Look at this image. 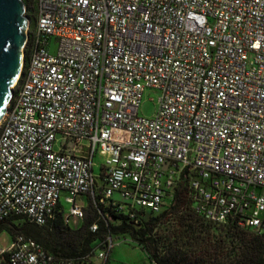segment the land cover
Segmentation results:
<instances>
[{
  "label": "built area",
  "instance_id": "1",
  "mask_svg": "<svg viewBox=\"0 0 264 264\" xmlns=\"http://www.w3.org/2000/svg\"><path fill=\"white\" fill-rule=\"evenodd\" d=\"M23 63L0 123V221L44 226L63 193L82 220L79 195L160 214L187 179L206 221L264 235V0H37ZM5 254L81 264L23 235Z\"/></svg>",
  "mask_w": 264,
  "mask_h": 264
},
{
  "label": "trees",
  "instance_id": "2",
  "mask_svg": "<svg viewBox=\"0 0 264 264\" xmlns=\"http://www.w3.org/2000/svg\"><path fill=\"white\" fill-rule=\"evenodd\" d=\"M23 1L33 20L37 0ZM93 224L98 226L95 232ZM4 229L14 239L23 235L35 240L57 260L74 259L81 264H94L96 243L105 249L108 238L127 235L146 253L149 264H264V235L234 223L206 221L194 210L187 179L176 186L173 199L160 214L136 211L131 218L129 210L113 205L97 208L91 201L85 208L83 226L77 230L69 227L60 206L44 226L12 217L0 221V232ZM0 264H9L7 254Z\"/></svg>",
  "mask_w": 264,
  "mask_h": 264
},
{
  "label": "rangeland",
  "instance_id": "3",
  "mask_svg": "<svg viewBox=\"0 0 264 264\" xmlns=\"http://www.w3.org/2000/svg\"><path fill=\"white\" fill-rule=\"evenodd\" d=\"M34 22V19L32 20ZM56 47L53 45V51L55 52ZM160 92L153 88H147L143 95V101L140 108V115L146 117H153L157 108ZM58 148V147H57ZM104 157L97 153L94 159V175L100 177L102 173V165L104 164ZM67 195L63 193L61 198L62 206L64 207V217L69 218V227L73 230L80 229L83 226V220L71 215L73 207L72 202L67 201ZM114 200L128 204L129 201L125 199L122 194L115 193ZM76 204L80 208H88L91 204V200L87 195H79L76 199ZM19 224V222H17ZM20 226V224H19ZM14 241L13 235L8 229H4L0 232V247L4 250L9 249ZM113 248L111 251H104L98 247V243L94 245L95 256L93 258L94 264H149V259L146 253L137 246L131 239L130 236H119L113 238ZM105 253L107 258L102 259L99 257L100 253Z\"/></svg>",
  "mask_w": 264,
  "mask_h": 264
},
{
  "label": "water",
  "instance_id": "4",
  "mask_svg": "<svg viewBox=\"0 0 264 264\" xmlns=\"http://www.w3.org/2000/svg\"><path fill=\"white\" fill-rule=\"evenodd\" d=\"M29 23L23 0H0V123L22 72Z\"/></svg>",
  "mask_w": 264,
  "mask_h": 264
}]
</instances>
